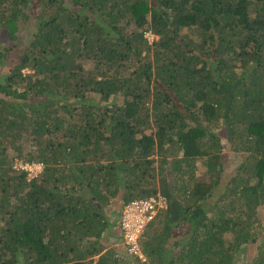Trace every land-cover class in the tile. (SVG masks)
Wrapping results in <instances>:
<instances>
[{
  "label": "trees",
  "instance_id": "1",
  "mask_svg": "<svg viewBox=\"0 0 264 264\" xmlns=\"http://www.w3.org/2000/svg\"><path fill=\"white\" fill-rule=\"evenodd\" d=\"M158 192L140 264H264V0H0V264H134Z\"/></svg>",
  "mask_w": 264,
  "mask_h": 264
},
{
  "label": "built area",
  "instance_id": "2",
  "mask_svg": "<svg viewBox=\"0 0 264 264\" xmlns=\"http://www.w3.org/2000/svg\"><path fill=\"white\" fill-rule=\"evenodd\" d=\"M23 168L27 171L30 170V175L32 173L38 175V172L43 169V163L38 162L36 165L35 163H27V167ZM166 201L164 195L153 194L132 200L123 207L119 226L129 254L144 259L142 248H140V238L145 227L156 217Z\"/></svg>",
  "mask_w": 264,
  "mask_h": 264
},
{
  "label": "rangeland",
  "instance_id": "3",
  "mask_svg": "<svg viewBox=\"0 0 264 264\" xmlns=\"http://www.w3.org/2000/svg\"><path fill=\"white\" fill-rule=\"evenodd\" d=\"M1 35H2V33H1ZM146 35L149 38L150 42H152L154 39H157L158 38L157 36L151 34L150 32H148ZM6 40L4 39L2 42H5ZM25 72H30V70L25 69ZM111 101L117 102L118 104H122L123 103V97L121 95H117L115 97V99L114 100H111ZM71 105L72 106H79V98L74 97L73 104H71ZM63 114H65V113H63ZM67 115H69V114H67ZM221 141H222V144L223 145H222V148L220 150H221V153H222V160H223V163H224V166H225L224 170H225V173L228 174V173L233 172L234 169H236V167L238 166V164L240 162H242V160L244 158V155H243V153L241 151H235L234 148H233V145L230 144V143H228L227 142V139L223 138V139H221ZM154 159H155V163H154V165H155V185H157L160 188V180H161V177H160V174H159V170H160V161H159L160 158H159V155H155L154 156ZM204 162H205V159L204 158H199L195 162V166L197 167L196 168V175L198 177H202L205 180H209L210 177L208 175H205L206 167H205V163ZM33 163H35V165H36L38 162H33ZM14 167L17 170L24 169L23 167H27V162L23 161L22 159H16L15 160V163H14ZM43 169H44V165H43ZM43 169L41 171H39L38 173L40 174L43 171ZM29 171H27L28 172V178L29 179L37 176V175H35V173H32L30 175L29 174ZM159 194H160V192H158L156 195H159ZM165 206H166V203L164 204V206L161 209L165 208ZM258 216L261 218L262 225L263 226L261 228H259L257 231H258V235H262L263 236L264 235V208H260L259 209ZM116 225L118 226L117 229L119 230V228H120L119 227L120 221L118 223H116ZM146 227H145L144 231L146 230ZM114 238L115 237H113V236H110V238H109V240L113 242V244H112L113 247L114 246L120 247L121 245L122 246L126 245L125 244L126 241H125L124 238L122 240H120V241L119 240H115ZM140 240H141V238H140ZM263 240H264V236H263ZM140 248H142L141 242H140ZM124 249L127 251L126 246H124ZM141 251H142V249H141ZM127 254L129 256H131L135 260L134 261V264H140V262H142L141 259L137 258V256H133V255L129 254L128 251H127ZM142 260H143V258H142ZM144 260H145V257H144Z\"/></svg>",
  "mask_w": 264,
  "mask_h": 264
}]
</instances>
